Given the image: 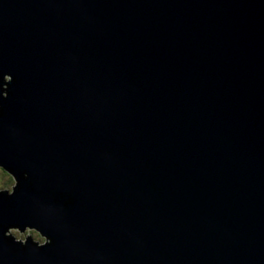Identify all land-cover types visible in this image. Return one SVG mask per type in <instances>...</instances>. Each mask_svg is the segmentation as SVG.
I'll return each instance as SVG.
<instances>
[{
    "label": "water",
    "instance_id": "obj_1",
    "mask_svg": "<svg viewBox=\"0 0 264 264\" xmlns=\"http://www.w3.org/2000/svg\"><path fill=\"white\" fill-rule=\"evenodd\" d=\"M0 169V264H264V0H0Z\"/></svg>",
    "mask_w": 264,
    "mask_h": 264
},
{
    "label": "rangeland",
    "instance_id": "obj_2",
    "mask_svg": "<svg viewBox=\"0 0 264 264\" xmlns=\"http://www.w3.org/2000/svg\"><path fill=\"white\" fill-rule=\"evenodd\" d=\"M3 170V169H2ZM5 182V186L3 188V190L5 189L6 191H11L10 189H6V185H7V182L4 181V177H3V173L0 171V185L3 184ZM11 185L8 186V188L10 187ZM1 190V188H0ZM12 234L11 235H14L17 239H25L27 237H32V239L34 241H37V242H44V240L39 236L38 233L36 232H30V231H27L26 233H24L23 235H21L20 233H18L17 231H12L11 232ZM39 236V237H38Z\"/></svg>",
    "mask_w": 264,
    "mask_h": 264
},
{
    "label": "trees",
    "instance_id": "obj_3",
    "mask_svg": "<svg viewBox=\"0 0 264 264\" xmlns=\"http://www.w3.org/2000/svg\"><path fill=\"white\" fill-rule=\"evenodd\" d=\"M0 171L3 173L4 181L7 182V185H6L7 188L6 189L12 190L13 187H14V180H13V178L10 175H8L4 170L0 169ZM9 185H11V186L8 188ZM4 186H5V182L0 185L1 190H3Z\"/></svg>",
    "mask_w": 264,
    "mask_h": 264
},
{
    "label": "clouds",
    "instance_id": "obj_4",
    "mask_svg": "<svg viewBox=\"0 0 264 264\" xmlns=\"http://www.w3.org/2000/svg\"><path fill=\"white\" fill-rule=\"evenodd\" d=\"M6 237H9V235L7 234Z\"/></svg>",
    "mask_w": 264,
    "mask_h": 264
},
{
    "label": "bare ground",
    "instance_id": "obj_5",
    "mask_svg": "<svg viewBox=\"0 0 264 264\" xmlns=\"http://www.w3.org/2000/svg\"><path fill=\"white\" fill-rule=\"evenodd\" d=\"M15 186V185H14ZM19 233V232H18Z\"/></svg>",
    "mask_w": 264,
    "mask_h": 264
},
{
    "label": "flooded vegetation",
    "instance_id": "obj_6",
    "mask_svg": "<svg viewBox=\"0 0 264 264\" xmlns=\"http://www.w3.org/2000/svg\"><path fill=\"white\" fill-rule=\"evenodd\" d=\"M14 185H15V183H14Z\"/></svg>",
    "mask_w": 264,
    "mask_h": 264
}]
</instances>
